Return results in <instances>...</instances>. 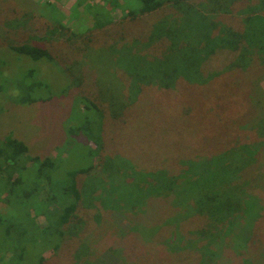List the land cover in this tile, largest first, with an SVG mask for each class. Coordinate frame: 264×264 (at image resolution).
<instances>
[{
    "label": "rangeland",
    "instance_id": "rangeland-1",
    "mask_svg": "<svg viewBox=\"0 0 264 264\" xmlns=\"http://www.w3.org/2000/svg\"><path fill=\"white\" fill-rule=\"evenodd\" d=\"M17 1L27 7L18 5ZM17 1L9 0L4 6L0 4V14L4 13L5 21L14 20L17 16L15 18L12 13L4 11L17 10L20 15L29 14L28 19L25 20L23 29L16 28V31L0 22L3 31L13 34L8 37L7 43L2 44L33 45L48 50L51 59L33 62L13 51L6 50L4 53L1 50L3 46L0 45V138L4 140L11 136L23 142L29 149L27 155L41 161L49 159L53 163H59L61 158L66 160L68 157L60 170H50V176L54 173L56 179H60L59 176L66 171L79 172V169L90 167V161L91 166L94 165L89 175L79 172L75 178L82 195L80 216L83 222L76 229H73L75 225L67 226L68 237L58 251L56 247L63 241H59L58 236L52 243L51 239L45 240L44 245L42 238H38L42 242L34 243L36 256L31 253L23 264H39L37 256L40 253H44L45 258L42 264H117L114 258L116 256L119 260L123 258L121 264H198L200 257L197 249L185 247L176 254L165 248L164 243L171 238L176 242L182 239L178 241V246L184 247L189 245L184 243L189 239L197 247H202L206 240L196 235L209 224L219 230V238L211 247L216 251L215 260L209 259L207 251L203 254L208 263L216 264L218 260L230 257L224 264H241L238 260L240 257L232 255L223 244L225 238L221 237L226 225L220 222L221 218L217 215L211 217L208 212L198 215L195 211L211 209L218 203H224L223 200L230 196L237 200L252 196L260 200L264 207V63L256 59L244 73L236 74V70L230 73L231 70L224 69L236 57L233 54L230 57L231 51H222L224 54L221 57L216 55L210 58L207 69L211 72L220 68L219 71L223 70V75L227 78L216 82L206 94L198 95L195 91H187L177 82L172 90L160 86H143L145 88L140 90L133 101L128 91L129 81L122 82L124 77L130 78L125 71L115 69L114 45L121 47L132 38L144 39L146 34L141 28L154 25L164 18H168V23L172 24L176 18L172 7L167 6L138 25L123 23L128 9L112 7V18L117 27L114 29L111 25L106 34L101 36L102 34L97 35L96 32L78 27L80 24L94 27L90 13L84 11L85 2ZM129 1L118 0L125 9L126 5L133 4L128 3ZM92 2L97 0H92L91 4ZM224 2L211 0L207 2L208 8L212 10L213 4L222 5ZM181 16L180 14L179 17ZM223 16L227 15L214 14L212 19L221 22ZM243 18L244 15L235 13L224 22L236 31L242 29L240 20L243 21ZM29 19H32L31 23ZM223 25L226 26L224 23ZM252 27L255 28L254 25ZM256 29L255 33L264 37V26ZM72 33H76L77 37ZM194 33L199 35L195 27ZM20 34L21 38H16ZM194 39L192 37L193 41ZM254 43L258 44L256 39ZM156 44L157 46L153 45L143 52L159 56L167 49L169 41L163 39ZM150 74L157 75L158 71L151 69ZM7 78L9 82H5ZM185 85L199 91L191 85ZM229 91L242 95L244 92L249 93L245 105L238 100V94L234 96L236 116L227 115L221 104L227 99ZM115 98L117 102L119 99L127 104L123 106V116L118 120L112 118ZM213 101L217 103L218 119L205 118L198 121L194 118H180V113H185L186 102L203 106ZM92 103L103 113L102 119L93 114L92 109L88 111ZM195 123L196 126L193 127ZM86 127L94 131L93 138L87 135L84 129ZM250 128H257L256 137L259 140H233V136H241ZM229 136H232L231 139L226 140ZM98 140L101 144L97 143ZM220 140L224 141L220 143ZM243 144L249 146L248 152H260L250 173L233 178L229 173L230 167L220 164L219 158L229 154L246 157V152L239 151ZM23 160L27 161L24 157ZM189 162L192 165H202L205 162L211 170L223 172L222 176L226 178L228 185L216 189V193L219 190V201L211 203L215 194L201 189L194 198L183 195V207H174L171 200L160 196L161 187L164 186L161 180L141 177L143 173L166 171L187 179L190 177L186 173ZM234 162L238 167L244 165L238 158ZM27 165L33 167L32 162ZM43 180L49 181L46 176ZM199 184L198 186H203V182ZM46 185L42 184L41 188L19 185L12 193L3 187L0 224L5 228H16L18 225V228L23 226L19 225L21 221L27 224L34 221L33 224L40 227L44 218L41 216L36 219V216L39 212L44 215L47 211L43 203L36 204L37 197L47 199L48 189L55 191L60 203L68 197V192L62 186ZM238 189L242 190L238 192ZM245 202L251 203L249 200ZM176 203L178 204L177 201ZM197 204L202 207L198 208ZM53 210L52 207L51 211ZM262 213L260 219L264 220V210ZM45 227L39 229L45 230ZM256 232L264 239V229L260 228ZM131 233L138 234L139 240L131 239ZM2 234L1 229L0 236ZM52 234V230L49 233L46 230L43 237ZM251 252L252 248L247 253L248 257ZM141 254L143 256H139L140 261L133 259ZM251 259L258 264L262 262V256L257 251L255 258ZM17 261L21 264L18 256ZM0 264H15V261L12 257H5L4 263Z\"/></svg>",
    "mask_w": 264,
    "mask_h": 264
},
{
    "label": "trees",
    "instance_id": "trees-1",
    "mask_svg": "<svg viewBox=\"0 0 264 264\" xmlns=\"http://www.w3.org/2000/svg\"><path fill=\"white\" fill-rule=\"evenodd\" d=\"M0 1V4H3V6L9 2V0ZM80 1L85 2L84 11L90 13L93 19L94 27L85 26L83 24H80L78 27L81 26V29L86 28V31L102 34L101 36H104L103 33L106 34L111 25L114 29L117 27V23H115L112 18L114 13V9H112V7L122 8L124 10L128 9L129 11H125L126 13L124 12L126 15H124L123 23H132L134 25L140 24L142 20H149L154 14L164 10L167 6H170L173 10H175L176 18L173 20L172 24L168 23V18H164L161 21H157L156 24L147 27L148 30L146 26L141 28L146 34L144 39L137 40L136 38H132L121 47L114 45L116 47L114 50L115 69L116 71L117 69L125 71L130 78L131 82L127 77H122V82L126 83L129 81L128 91L131 93L133 101L134 98L140 94V90L145 88L143 86H160L166 89H174L177 82L180 83L179 86H183V88L187 91H195L198 95L199 93L204 95L210 89H213L216 82L223 81L227 78L223 75L225 70H231L230 73L236 70V74L238 72L244 73L249 64L254 62L256 59L259 61L261 60L262 64L264 63V37L261 34L258 36V33H255L258 26H264V0H224L225 2L222 5L213 4L212 10L208 8V3L211 0H207L208 3L204 0H197V2H194V0H130L128 3L133 4H131V6L126 5V9L124 8V5L122 6L119 4L118 0H97V2H92V4V0ZM18 3V5L27 7L20 2ZM214 7L217 8L214 9ZM4 12L12 13V15L15 18L17 16V18L5 21L4 13H1L0 19L1 16H3V18L0 22L4 25H9V27H12L13 30L16 28H18V30L23 29L24 22L28 19L27 17L29 14L26 13L25 15H20L17 10ZM52 13L55 14L54 12ZM235 13L245 16L243 21L242 19L240 20L243 24L242 29L236 31L233 27L224 22L226 18L233 16ZM180 14L182 15L181 18L179 17ZM214 14L227 16H223L224 19L220 22L219 20L215 21L212 19ZM53 18H55V16H53ZM103 19L105 21L102 22L101 20ZM222 22L226 26H224ZM61 25L62 24H60V26ZM253 25L255 28L252 27ZM194 27L199 31V35H195ZM217 33L219 34L217 35ZM72 34L77 37L76 33ZM12 35H10V31H3L0 27V45L3 46L1 50L4 51V53L6 50L13 51L20 57L31 59L33 62L43 59H51L48 50L35 47L33 45H3L4 43H7L8 37ZM20 36L21 34L16 36V38H21ZM192 37L195 38L194 41L192 40ZM163 39H167L169 44L167 49L161 55L152 56L143 52L145 49L151 48L153 45V47L157 46L156 43L162 41ZM254 39L257 40L258 44L254 43ZM96 45L97 44H95V46ZM135 50H137L139 54ZM222 51H231L230 57H232L233 54L236 57L235 60L229 67H226L224 71H219L220 68H218L216 71L213 69V71L208 72L207 66L211 62L210 58L216 55L221 57V55L224 54ZM151 69L158 71V74L151 76ZM9 81L10 80L7 78L5 82ZM185 84L189 86L191 85L199 91L192 90V88H188ZM203 90L205 91L204 93ZM236 94L238 93L229 91L227 93V99L230 100L226 99L221 103L222 106L225 107L227 115L236 116V107L233 99ZM238 95V100L245 105L244 102L246 100L248 101L249 93L244 92L243 95L241 93ZM117 97L121 99L119 96ZM119 99L117 102V99L115 98V104H112V118L115 120H118L123 116L121 115L123 106L127 105L124 101ZM216 105L217 103H214V101L203 106L189 104L186 102L185 113H180V118H187L188 120L194 118L198 121L205 118L218 119ZM88 108V111L92 109L91 112L93 114L97 115V117H101V119L103 118V113L95 103L90 104V107ZM192 126L195 127L196 123ZM84 129L87 135L93 138L95 135L94 131L90 127H86ZM257 134V128H250V130L241 136L231 137L234 138L233 140L236 142L244 141L249 138H256L259 140L260 138L256 137ZM262 134L263 133L260 132V135ZM231 137L229 136L226 140L231 139ZM222 141L220 140V143ZM97 143L101 144V141L98 140ZM248 149L249 146L245 144L241 145L239 148V151L247 153L244 158L236 156L235 154L224 155L221 158L218 157L221 161L220 164L230 167L229 173L233 178L235 176L239 177L245 173L248 174L253 170V164H255L260 151L256 150L252 153L248 152ZM28 151V147L23 142L18 141L11 136L5 137L4 140L0 138V198L1 193L4 190L3 187L6 188V191L12 193L14 188L19 185H28L31 188L35 185L41 188L42 184L46 185V183L47 185L50 184V186H53L54 184L62 186V188L68 192V197L66 201L60 203L54 193L55 191L52 189H48L49 197H47V199L41 200L37 197L36 204L38 205L43 203L45 205L44 208L47 211L44 215L39 212L36 216V219L43 216V223L40 227L44 228L46 226L45 230H40L39 225L37 226L36 224H33L34 221H31L29 224L21 221V224L19 225L23 226L18 228V225H16V228H5L3 224H0V230H3V234L0 236L1 263H4L5 257H12L15 264H18V256L19 262L23 264V262H26L27 259L30 258L31 253H34L36 256L34 243L42 242L41 240L38 241V238H42V244L44 245L46 242L45 240L51 239L52 243L55 237L58 236L59 241L63 240L56 247V251H58L61 244L68 237L67 226L75 225L73 229H76L83 222L82 217L80 216V201L82 200V195L78 191V185L75 178L79 172L85 173L86 175L91 173V169L94 168V165L91 166V161L90 167L79 169V172L66 171L62 176H59L60 179H56L53 175L54 173L50 176V170H53V172L60 170L62 163L69 158L67 157L66 160L61 158L59 161L60 164L58 162L53 163L49 159L41 161L39 158H31L28 156ZM247 155L249 156L248 159ZM23 157L27 161H24ZM235 158L243 161L244 165L242 167L236 166V163L234 162ZM245 158L246 160L244 161ZM29 162L33 163L32 168L28 167L27 164ZM234 163L235 166H233ZM187 164L188 170L186 173L190 174V177L187 179L182 176L172 175L166 171L143 173L141 177L161 180L164 186L161 187L162 190L160 191V196L171 200L174 207H183V195L194 198L201 192V189L208 191L207 193L209 194H215V196L211 199V203L219 201L217 199L219 190H217L216 193V189L222 185H228L225 180L226 178L222 176L223 172L211 170L205 162H202V165H192V162ZM129 165L130 164H128V166ZM43 167H45L44 169L46 170L45 175L42 169ZM229 173L226 171V174L229 175ZM133 175L134 174H132V176ZM45 176L49 181L43 180ZM200 182H203L202 187L198 186L200 185ZM209 184L210 186H207ZM240 190L242 189H238V192H240ZM226 194L231 193L226 192ZM177 197L178 200H176ZM238 199L240 201L233 199L230 196L223 200L224 203H218L211 209H202L201 211L195 212L198 215H203V213L208 212L211 217H215L217 215L221 218L220 222H224L226 225V228H224L226 230L222 233L221 237V239L225 238L223 240V244H225L226 249L229 250L232 255L240 257L238 260L241 261V264H258V262L255 263L251 259V257L255 258L256 251L259 253V256L261 254L262 262H264V239L261 234L256 232L260 228L264 229V220L260 219L263 215L262 212L264 207L260 200L252 196ZM246 200H249L251 203L246 204ZM241 202L244 205H242ZM199 206L197 204L198 208L202 207L201 204H199ZM52 207L54 208L53 211H51ZM119 209H122V207ZM109 212L113 211L109 210ZM190 212L194 211L190 210ZM1 219L2 217L0 216V220ZM46 230L47 233H49V230H52L53 234L43 237V232ZM133 232H135V230ZM130 235L131 239L139 240L138 234L131 233ZM197 236L206 240V244L202 247H197L195 243L189 242V239L185 240L186 242L184 241L186 245L189 244L187 245L189 247H179L178 241H181L182 239L177 240L176 242L174 238L167 240L164 243L166 246H164L170 251H175L176 254L184 250L185 247H192L197 249L196 251L199 254L200 261H198V264H209L203 254L207 251L209 259H211V261L215 260L216 251L212 250L211 247L218 241L219 230L214 228L212 224H209L207 227L199 230L196 237ZM253 243L255 245H253ZM251 248L252 252L248 257L247 253ZM145 251H147V249H145ZM139 256H143V254L135 256L133 259L140 261ZM37 258L39 264H42L45 261L44 253H40ZM114 258L117 264L122 263L121 260H123V258L120 260L117 256ZM229 258L230 257L226 259L223 258L220 261L218 260L216 264H224L225 260H228ZM11 262L12 260L9 261V263Z\"/></svg>",
    "mask_w": 264,
    "mask_h": 264
}]
</instances>
